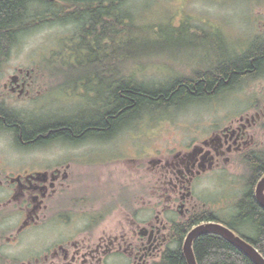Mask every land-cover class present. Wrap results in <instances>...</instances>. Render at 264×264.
Listing matches in <instances>:
<instances>
[{
    "label": "flooded vegetation",
    "instance_id": "flooded-vegetation-1",
    "mask_svg": "<svg viewBox=\"0 0 264 264\" xmlns=\"http://www.w3.org/2000/svg\"><path fill=\"white\" fill-rule=\"evenodd\" d=\"M251 47L237 55L215 52L212 68L186 79L199 81L200 73L232 66ZM10 70L0 73L4 76L0 82V264H155L174 243L175 225L202 216L203 210L191 202L203 175L223 169L233 159L248 163L250 156L261 154L252 147L264 110L229 116V122L217 124L205 138L181 142L180 149L166 151L168 156H157L162 151L156 150L153 158H147L143 130L163 124L154 123L147 113L175 105L144 102L104 130L99 123L115 113L114 92L120 85L113 82L109 68ZM217 85L204 99L219 96L215 100L221 104L229 96L247 106H264V94L245 98L241 93L259 85L256 88L264 91V61L259 68L224 81L222 87ZM75 122L90 128L75 133L66 125ZM126 135L131 139L124 157L98 162L79 152L90 141L113 144ZM62 142L77 145L76 153L52 154L51 145ZM7 144L14 147L9 155L2 153ZM147 165L160 191L161 210L144 225V190L131 200L120 190L116 194L111 183L113 179L124 183L131 172L143 182ZM115 211L116 226L108 221ZM175 215L185 220L176 222Z\"/></svg>",
    "mask_w": 264,
    "mask_h": 264
},
{
    "label": "rangeland",
    "instance_id": "rangeland-1",
    "mask_svg": "<svg viewBox=\"0 0 264 264\" xmlns=\"http://www.w3.org/2000/svg\"><path fill=\"white\" fill-rule=\"evenodd\" d=\"M258 3L254 0H125L118 7L119 11L115 12L116 8L109 11L111 25L106 30L111 34L110 41L105 39V34L97 33L102 39V49H105L97 52L101 61L94 56V63L87 67L109 68L115 84L125 82L148 90L167 88L176 78H189L212 68L214 65L210 58L215 56V52L218 55L225 52L237 55L257 42L263 44L264 2L260 6ZM59 7V1H53L46 10L59 11ZM103 7H108V4H103ZM82 27L69 18L65 23H46L21 35L11 53L0 58V73L15 67H63L60 62L77 47L75 37ZM3 77L0 74V82ZM256 87L260 88V85L244 89L241 93L245 98L246 94L250 98L264 94ZM215 99L188 100L164 111L154 109L150 115L147 113L154 123L162 120L163 124L154 130L144 128L146 136L142 139V146L147 148L146 157L153 158L156 150L162 151L157 156H168L166 151L180 149L181 142L201 140L212 129L216 130L217 124L221 126L229 122V116L254 109L264 110L263 105L247 106L229 96H225L221 104ZM67 108L64 107L63 111H68ZM257 126L252 149L264 155V117ZM130 139V135H126L113 144L102 140L90 141L79 152L89 153L86 157H92L94 161L106 162L111 157L126 156L128 149L125 146ZM76 146L70 142L52 144L51 153L61 150L76 153ZM13 150V145L7 144L2 153L9 155ZM88 160L92 161L91 158ZM233 160L221 170L205 173L193 189L192 205L196 204L198 210L212 211L221 221H228V216L234 214V204L254 175L247 162ZM147 166L143 182L131 172L124 183L116 179L111 183L116 194L120 190L123 192L121 196L131 200L144 190V225L153 221L156 212L161 210L160 191L151 177L150 165ZM112 217L108 221L116 226L119 219L116 211ZM174 220L185 219L175 215ZM177 248L176 242L169 247L171 250Z\"/></svg>",
    "mask_w": 264,
    "mask_h": 264
},
{
    "label": "trees",
    "instance_id": "trees-1",
    "mask_svg": "<svg viewBox=\"0 0 264 264\" xmlns=\"http://www.w3.org/2000/svg\"><path fill=\"white\" fill-rule=\"evenodd\" d=\"M53 1H59V11L46 10ZM124 1L0 0V58L7 57L11 53L21 35L46 23H65L72 18L83 27L75 37L78 42L77 47L64 56L65 59L60 62L62 63L60 65L63 67H78L82 64L89 66L94 63V56L95 58L97 56L99 60L97 52L105 50L102 49L101 36L97 34L100 25L106 28L112 17L109 11L113 8H116L115 12L119 11L118 7ZM254 1L259 2L258 6L264 2V0ZM103 4H108V7H103ZM114 26L117 27L116 20H114ZM263 61L264 42L263 44L257 42L248 54L242 56L232 66L219 68L212 73L198 74L199 81L182 78L178 83L159 90H148L123 82L114 92L118 110L116 109L113 116L105 117L99 126L106 130V125L118 123L125 114L133 112L144 102L179 106L188 100H202L214 92L215 82L218 83V88L222 87L224 81L227 84L243 72L248 73V71L259 68ZM119 110H121L120 113ZM66 125L70 126L75 133H80L87 127L90 128V125L85 123L75 122ZM248 167L254 175L234 204L235 212L228 216V221L218 220L212 211H202V216L196 222L176 224L173 242L178 243V248L167 249L155 264H187L182 251V241L190 228L204 222H219L225 225L236 235L252 244L264 258V208L259 205L254 195L255 184L264 175V155L250 156ZM193 252L196 264H255L249 256L224 236L215 232L197 236L193 242Z\"/></svg>",
    "mask_w": 264,
    "mask_h": 264
},
{
    "label": "water",
    "instance_id": "water-1",
    "mask_svg": "<svg viewBox=\"0 0 264 264\" xmlns=\"http://www.w3.org/2000/svg\"><path fill=\"white\" fill-rule=\"evenodd\" d=\"M254 195L256 201L261 207L264 208V175L256 182L254 187ZM215 232L224 236L230 243L235 245L243 253L249 256L255 264H264V258L257 251V249L247 242L245 239L236 235L225 225L219 222H206L196 225L186 234L183 244L182 251L185 256L187 264H196L194 252H193V242L197 236L203 233Z\"/></svg>",
    "mask_w": 264,
    "mask_h": 264
},
{
    "label": "bare ground",
    "instance_id": "bare-ground-1",
    "mask_svg": "<svg viewBox=\"0 0 264 264\" xmlns=\"http://www.w3.org/2000/svg\"><path fill=\"white\" fill-rule=\"evenodd\" d=\"M111 25V23L109 24V23H107V25H106V28H108V26H110ZM105 28V27H104ZM103 28V25H100V28H99V31H100V34L101 35H103V34H105L104 35V37H105V39L109 42L110 41V39H111V34L108 32V30H106V28L104 29ZM80 33V32H79ZM102 58V57H101ZM103 59V58H102ZM98 61H101V59L99 58V60ZM82 66H83V64H82ZM78 67H81V66H78ZM160 111H164L163 109L162 110H160ZM161 114H162V112H161Z\"/></svg>",
    "mask_w": 264,
    "mask_h": 264
}]
</instances>
